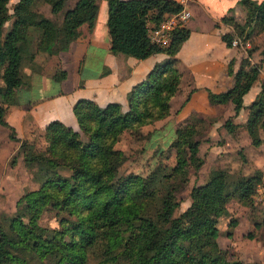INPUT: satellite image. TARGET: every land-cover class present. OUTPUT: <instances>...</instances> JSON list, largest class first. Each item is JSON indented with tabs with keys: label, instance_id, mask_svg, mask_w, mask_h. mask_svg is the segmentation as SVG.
Masks as SVG:
<instances>
[{
	"label": "trees",
	"instance_id": "trees-1",
	"mask_svg": "<svg viewBox=\"0 0 264 264\" xmlns=\"http://www.w3.org/2000/svg\"><path fill=\"white\" fill-rule=\"evenodd\" d=\"M8 1L0 0V95L10 100L24 83L19 66L28 28L40 29L39 45L65 50L81 24L86 23L89 28L94 25L98 3L77 0L57 25L33 9L36 0H17L11 13ZM43 1L50 4L52 13L60 11L65 4V0ZM107 4L106 25L112 53L143 59L164 52L167 57L132 85L125 105L118 101L100 105L91 98L77 99L72 106L77 125L50 120L43 129L46 145L41 150H36L26 139L20 140L5 118L7 107L0 103V124L11 128V139L20 140L18 152L27 166L35 167L34 177L38 182L36 188L19 199L23 214L0 217V264H27L30 252L40 258L52 256L60 264H85L89 248L98 241L104 246L106 258L112 259L107 264H264V260L242 262L229 260L223 254L207 253L219 236L218 221L225 214L224 204L232 198L250 201L264 177L263 170L257 168L233 179L226 169L210 170L204 182L191 187L190 204L174 215L179 205L177 191L189 172L183 147L189 152L190 162L198 165L202 161L197 154L200 142L194 139L202 118L192 117L191 121L188 118L175 129L170 144L176 150L173 166L157 167L146 175L119 174L126 160V154L116 147L122 133L139 135L142 126L170 114L171 98L179 90L182 77L177 52L190 29L176 25L167 45L152 42L149 37L147 22L157 24L167 14L181 10L183 6L178 0H107ZM241 4L245 9L242 21L233 14L221 18L234 29V33L221 34L228 47L232 46L235 34L241 36L247 31L248 37L254 31L264 30V0H241ZM11 16L13 20L4 32L3 27ZM233 63L231 59L228 64L232 86L219 92L208 90L207 96L211 104L233 102L237 114L243 106V95L258 78L260 64L246 67L241 61L234 71ZM194 89L188 93L187 100ZM263 93L264 87L249 104L250 117L244 124L254 145L262 142L258 131L260 127L264 129ZM236 126L231 116L224 122L229 132ZM50 207L55 209L58 226L48 228L44 235L36 233L39 218ZM151 209L156 210L165 228L147 215ZM229 224L236 226L237 222L230 220ZM262 224L264 216L255 226ZM248 237L252 238L253 234L249 233ZM198 238L200 241L191 247Z\"/></svg>",
	"mask_w": 264,
	"mask_h": 264
},
{
	"label": "rangeland",
	"instance_id": "rangeland-1",
	"mask_svg": "<svg viewBox=\"0 0 264 264\" xmlns=\"http://www.w3.org/2000/svg\"><path fill=\"white\" fill-rule=\"evenodd\" d=\"M70 2L71 0H67L68 5ZM210 2L209 7L212 14H218V8L221 10L226 7L225 9L227 10L228 6L229 9L227 11L230 10L231 14H233L236 9L238 12L244 11L241 0H222V2L212 0ZM14 4L15 0L8 1L7 5L10 13L13 11ZM47 4L43 0H37L34 7H38L39 9H42L43 13H47ZM190 11L191 15L186 20V24L188 23L189 25H192V27L198 28L201 27L200 25H207L203 24V20L210 19H207L206 16L208 15H205V11L199 5H194V8L190 9ZM225 15L226 14L223 16ZM54 17L55 16H53V18ZM59 18L60 16H56L54 20L58 21ZM240 19V21H242L243 17ZM12 20L13 16H11L5 23L3 27L4 32L7 30L8 26H10ZM246 32L241 36L238 34H235L234 36L239 43L237 45L238 50L240 52L243 51L244 54L241 61H243V64L246 67H248L249 64L258 63L260 64V68H262L261 61L264 60V57L262 58V56H264V53L262 52L264 48L259 51L256 50L259 49L258 44L262 45L264 42L259 39L256 41V35L259 32L254 31L248 37H246ZM31 33V38L36 35L35 32ZM232 33H234L233 28ZM34 42V40H30L29 44L27 42L28 45L26 44V41L22 44L24 46L26 44L24 48V56L23 58L21 57V63L19 66V74L24 80L23 85L15 91L16 93L14 92L15 96L9 98L10 100L5 99L0 95V103L7 104L8 107L14 103L29 104L30 102H28V100L35 99L34 94L41 91L43 92L42 94L48 96L56 90L58 91L60 88L72 89L75 85L76 87L78 85L77 88L83 87L85 78L82 75H86L87 73L94 71V68H91L90 66L92 57L88 56L85 60L80 61L78 64L79 78L75 77L76 75L73 73L72 76L70 74L68 79H66L64 61L60 58V56H57V53L53 50L56 48L49 47L47 45H42V49L39 51L37 58H35V60L31 63L29 58L30 53H28V50L34 48ZM166 57L158 60L157 63L163 62ZM254 57L255 59H253ZM252 60L255 61L253 62ZM102 67L108 69L105 65H102ZM84 68L86 73L83 72ZM31 69L33 70V80H38L36 87L35 85L33 87H28L30 83L27 81H30ZM104 70H102V73ZM179 70L182 71V77L180 81L181 83L179 84V90L174 94L175 103L173 105V112L170 111L168 116L156 121L155 123L142 126L139 129V135H133L129 131H124L120 140L116 143V147L121 149L126 154V160L119 169L120 175H126L129 173L146 175L157 167H163L164 169V166L171 167L175 164L176 150L173 147L171 148L170 144L175 138V129L184 124V120L180 119L177 113L183 107V104L187 100L186 97L190 92V87L193 86L192 75L188 71L186 72L180 68ZM69 71H71V68ZM228 74L229 76L231 75L230 73ZM184 77L185 80L183 82L182 80ZM232 78L233 76L231 75V83L233 82ZM92 80H95L94 77H87V82H91ZM25 81L27 83H25ZM86 90L88 92L90 91V93L93 91L90 86H88ZM197 90H203L202 92H204L205 95H207L208 90L216 91L206 85H201V87H198ZM75 91L76 89L72 92L77 93ZM94 95L99 99L98 101H104L103 99H106V97H104L106 95H101V93H96ZM116 95L122 99V101L124 100L121 90H119ZM126 99L127 93L125 96V100ZM206 99H208V96H206ZM31 103H33V100ZM192 117L203 119V122H201L202 124L199 126L200 128L198 133L201 136L196 135L194 138L200 142L197 154L200 156L202 161L198 165L196 162H190L189 152L186 147H183L182 153L186 158V166L189 167V172L188 179L181 185V187H179L177 191L179 205L174 211V215L176 216L190 204L189 191L191 187L194 184L204 182L208 178L210 170L214 168L226 169L230 172L232 176L231 179L242 174L252 173L257 168L263 170L264 172V141H262L259 145H256L253 148L254 150H244L243 147L240 148L236 145H226L223 149H221L224 142V137L221 133H219L217 138L212 139L210 136H207L208 138L205 137L207 117L200 112H194L192 114L190 113L189 117L185 120L190 118L189 121H191ZM220 126H222V123ZM3 128L9 139L11 128L5 125H3ZM13 128L16 134L19 133L21 135L20 130H16L14 126ZM29 128L30 129H24L23 137L20 138V140L26 139L36 150H41V148L46 145L43 131L35 125H30ZM0 133L1 135L3 133L1 129ZM260 134L264 139V130H262L261 133H258L259 136ZM1 135L0 138L3 136ZM20 140L12 139L10 144L5 140V144L2 146V149H0L9 150V153L5 156V158L3 155L0 156V217L2 215L15 216L17 214H23L24 208L23 203L19 202L20 197L25 192L36 188L38 185V182L34 177L35 167L27 166L24 162L22 153L18 152ZM0 143H2L1 140ZM214 149H216L215 152L212 151ZM249 154L253 155L257 158V160H253V162L250 161ZM224 209L225 214L222 215L218 221L220 230L219 236L214 243H211V246L207 249V253L209 252V255L214 256L223 254L229 260H239L242 262L263 261L264 225L262 224L261 227H256L255 223L262 221L264 216V177L262 178V181L257 184L256 191L250 201L244 202L236 198H232L224 204ZM147 215L154 219L159 227H166L164 221L157 216L155 209H151ZM230 220H235L237 222L236 226L230 225ZM57 226L58 220L55 216V209L50 207L45 210L39 218L35 231L36 233L44 235L48 228ZM228 233L231 234L229 235ZM249 233L253 234L252 238L248 237ZM199 241V238L197 240L194 239L191 247L194 248ZM220 250L222 253H220ZM109 261L112 262V259L106 258L104 246L98 241L89 248L85 264H107ZM27 264L60 263H58L57 259L52 256L40 258L36 253L30 252L27 255Z\"/></svg>",
	"mask_w": 264,
	"mask_h": 264
},
{
	"label": "crops",
	"instance_id": "crops-1",
	"mask_svg": "<svg viewBox=\"0 0 264 264\" xmlns=\"http://www.w3.org/2000/svg\"><path fill=\"white\" fill-rule=\"evenodd\" d=\"M16 1L17 0H15V2ZM76 1L77 0H71L68 5L67 0H65L63 8L57 13H52L51 6L49 3L47 4V2V13H43L42 9L34 7L35 2L32 7L50 18L55 24L59 25L62 22L64 12L68 8L73 7ZM210 1L212 0H188L187 2V8L189 10L193 9L194 5H199L205 11V15H208L206 16L207 19H210L211 21L203 20V24L207 25H200V28L192 27V25H189L188 23L186 24L187 21L183 24L190 29V34L177 52L179 59L178 66L181 70L188 71L192 75L193 86L190 87V90L192 88L195 89L190 93L189 99L185 101L183 107L177 114L178 117L184 121L189 117L190 113L200 112L204 114V116L207 117L205 137L208 138L207 136H210V138L213 139L217 138L219 133H221L224 137L221 149L226 145H236L240 148L243 147L244 150H254L253 148L256 145L251 143V138L244 124L250 117V110L248 108L249 104L257 98L264 87V60L261 61L262 68L259 69L258 78L243 95V106L239 109L237 114H235L233 102L228 101L226 103L211 104L208 99H206L207 95L202 92L203 90H197L201 85L209 86L216 90V92L226 90L228 87L232 86L233 82L231 83V75L229 76L227 72L228 64L230 60L233 59V70L235 71L240 65L241 58L244 56L243 51L240 52L237 46H226L221 37V34L224 32H232V25L221 21L224 14H231L230 10L227 11L229 6L227 7V10L225 9L226 7L221 10L218 8V14H212L209 7ZM218 1L222 2V0ZM97 3L98 12L94 25L89 28L86 23L81 24L78 27L77 35L70 37V43L67 49L57 50L52 48L57 53V56H60L65 63L66 79H68L70 74L72 76L73 73L76 75L75 77L79 78L78 64L88 56L92 57L90 66L91 68H94V71L82 75L85 78L83 87L77 88L78 85L77 87L75 85L72 89L60 88L58 91L56 90L48 96L42 94L43 92L41 91L39 92L40 94H34L35 99L28 100V102H30L29 104L14 103L9 107L5 104L7 107L5 113L6 120L11 123L16 130H20L21 135L19 133L17 134L19 138L23 137L24 129H30V125L38 126L39 129L43 131L45 125L53 119H59L64 123L75 127L77 122L72 111V106L77 99L82 97L94 99L100 105H104L110 101H118L125 105L127 102V99L125 100L126 93L130 90L132 85L144 79L148 71L157 63V61L167 56L164 52H158L146 58L139 59L124 53H112L110 51V38L106 25L108 15L107 1L97 0ZM233 15L236 20L240 21V18L245 16V9L243 12H238L236 9ZM53 16H60V18L57 21L54 20L55 17L53 18ZM217 23L218 26L215 25ZM31 32L36 33L32 38L30 37L32 34ZM40 33V29L36 27L28 28V40H26V44L27 42L29 44L30 40L35 41L34 48L28 50L31 63L37 58L39 51L42 49V45L38 44ZM258 39L264 42V30L256 35V41H258ZM258 45L259 49L256 51L264 48V43ZM25 46L22 45L21 47L22 58L24 56ZM263 57L264 56H262V58ZM253 59H255V57ZM252 61L254 62L255 60ZM102 65L108 67L107 72L104 73L103 71L102 73V70L105 69ZM70 68L71 71H69ZM83 72L86 73L85 68L83 69ZM30 74L32 78L30 76V81H27L30 83L28 87H33L34 85L36 87L38 80H33L32 69L30 70ZM88 76L94 77L95 80L87 82ZM184 80L185 77L182 81L184 82ZM27 82L25 81V83ZM88 86L93 89L92 93L86 90ZM75 89V92L77 93L72 92ZM119 90L122 92L124 98L123 101L116 95ZM96 93L106 95L104 96L106 99H103L104 101H98L99 99L94 95ZM174 99L175 96H173L171 100V112H173V105L175 103ZM32 100L33 103H31ZM230 116L233 123L238 124L232 132H229L224 127L225 120ZM221 123L222 126H220ZM199 128L200 127H198V130ZM0 129L3 132V136L0 133L2 136V138H0L2 142L0 143V149H2L5 140L10 144L12 139H8L6 131L1 124ZM262 130L264 129L260 127L258 133H261ZM198 136L201 135L198 134ZM259 137L264 141L261 134ZM215 150L216 149L212 151L215 152ZM0 152V156L3 155L5 158L9 153V150H0ZM249 160L253 162V160L256 161L257 158L249 154Z\"/></svg>",
	"mask_w": 264,
	"mask_h": 264
},
{
	"label": "built area",
	"instance_id": "built-area-1",
	"mask_svg": "<svg viewBox=\"0 0 264 264\" xmlns=\"http://www.w3.org/2000/svg\"><path fill=\"white\" fill-rule=\"evenodd\" d=\"M182 4V9L176 13L167 14L160 22L157 24L151 21L147 22L149 37L152 42L167 45L170 41L171 31L176 27V25H182L190 17L191 12L187 8L188 0H178ZM238 40L234 38L232 40V46H237Z\"/></svg>",
	"mask_w": 264,
	"mask_h": 264
}]
</instances>
